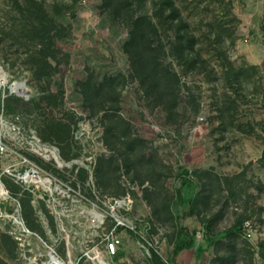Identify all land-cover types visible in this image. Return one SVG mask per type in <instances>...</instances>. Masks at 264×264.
<instances>
[{"label": "rangeland", "instance_id": "rangeland-1", "mask_svg": "<svg viewBox=\"0 0 264 264\" xmlns=\"http://www.w3.org/2000/svg\"><path fill=\"white\" fill-rule=\"evenodd\" d=\"M37 1L62 28L56 71L41 77L30 62L37 39L24 29V0H0V180L12 195L0 201V264L27 262L11 233L18 205L27 226L48 243L58 239L63 255L68 237L84 238L78 222H56L53 207L77 214L71 200L37 197L4 173L21 154L79 188L90 206L103 197L110 206L130 200L128 216L161 253L173 252L176 228L185 225L196 230L188 264H264V0H174L175 16L163 0ZM141 15L156 26L150 37L162 66L176 73L173 106L158 89L147 91L141 62L128 50L133 16ZM179 27L194 37L183 57L173 49ZM15 82L24 91H12ZM49 93L60 96L57 103ZM9 95L29 104L7 109ZM58 121L66 137L45 138ZM37 138L67 164L52 147L47 157L60 165L35 153ZM81 195L71 190L69 198ZM124 232L148 258L137 234Z\"/></svg>", "mask_w": 264, "mask_h": 264}, {"label": "built area", "instance_id": "built-area-1", "mask_svg": "<svg viewBox=\"0 0 264 264\" xmlns=\"http://www.w3.org/2000/svg\"><path fill=\"white\" fill-rule=\"evenodd\" d=\"M33 142L48 146L41 143L39 138ZM33 142L31 145L35 153L43 156L48 161L54 160L60 165L58 159L53 155L45 157L36 151L33 148ZM54 149L57 152V148L54 147ZM57 155L61 158L58 152ZM63 163L67 164L64 160ZM4 173L9 174L14 182L21 185L23 190H30L37 197L45 198L47 196L48 201H57L58 198H62L66 202L71 200L75 206L79 207L77 214L70 212L61 214L58 208L53 207L57 224H60L66 217V219H71L73 223L78 222L83 230V240H78L77 243H74L69 237L67 238L64 255L58 250V239H53V243H48L38 232L27 226L21 216L19 205L13 213L9 214L12 220L11 233L15 234L16 239L20 241L22 256L27 260L26 264H81L82 262L104 264L102 260H107V262L112 264L108 258L115 254L120 246L124 244V236L122 234L124 230L137 234L136 241L144 249L148 257L152 256L151 247L154 251L161 254L157 246H154L152 242L149 241V245H147V239L139 232L138 225L135 224L133 218L128 216L127 213L132 209L130 200L119 199L110 206L109 199L103 197L100 198L99 204L95 203L90 206L91 199L85 194L81 195L79 188L70 186L67 183L62 185L50 171L24 154H21L15 163L8 165ZM2 184L5 192L0 195V201L12 197L9 188L4 183ZM71 190L78 192L81 197L79 199L69 198ZM109 220L112 223L111 228L108 227ZM245 227L246 235L248 237L252 236V225L249 221L245 223ZM75 233L79 232L76 231ZM95 236H97V240H94ZM34 238H38L42 243H37V246H35ZM43 245L46 247L45 250H41ZM164 262V264H173L166 259H164Z\"/></svg>", "mask_w": 264, "mask_h": 264}, {"label": "trees", "instance_id": "trees-1", "mask_svg": "<svg viewBox=\"0 0 264 264\" xmlns=\"http://www.w3.org/2000/svg\"><path fill=\"white\" fill-rule=\"evenodd\" d=\"M127 4L130 0H126ZM141 1V0H140ZM18 2V1H17ZM19 7L22 13H25L28 18V23L24 24V29L31 36V39H37L36 43H33V51L30 55V62L35 66V73L38 76H47L56 71V66L53 64L52 59L57 62V51L54 38L59 35L61 27L58 22L51 17L44 6L40 4L37 0H24L23 3L19 2ZM170 6L172 14L179 11L174 0H163L160 7L163 9ZM172 16H175L172 15ZM135 30L128 40V50L134 60H139L141 62V70L145 74L143 79V84L147 85V91L151 92L154 89H158V96L166 98L173 106L175 102V91L178 85V79L176 73L172 70L163 67L162 62L156 53L158 47L154 46V41L150 37V32L155 30L156 26L154 22L148 18V16L141 15L134 17ZM190 35H187L185 27H179L177 29L176 43L173 44V49L178 51L183 57L185 51L188 47L193 49V39ZM147 77L150 78L148 81ZM49 99L53 103H57V99L60 96L56 93H49ZM165 96V97H164ZM29 102L24 101L20 97L9 95L4 99V106L10 110L24 109L27 107ZM52 131L46 136L56 135L60 137H66L65 133L69 132L66 128L62 126V122H52ZM43 133V132H42ZM63 137V138H64ZM39 150L42 149V145L39 143L34 144ZM185 175L187 171H184ZM179 196V194H178ZM209 227V224H206ZM243 226V222H238L233 231H240ZM196 230L190 231L185 225L178 226L174 235V252L178 253L181 249L185 247H190L194 244V235ZM184 235V236H183ZM206 237H209V233H205Z\"/></svg>", "mask_w": 264, "mask_h": 264}, {"label": "crops", "instance_id": "crops-1", "mask_svg": "<svg viewBox=\"0 0 264 264\" xmlns=\"http://www.w3.org/2000/svg\"><path fill=\"white\" fill-rule=\"evenodd\" d=\"M124 236V244L120 246L119 250L111 255L108 260L112 264H164L165 262H160L156 259V257H148L142 258V249H140L137 244H135L133 238L130 237V234L122 231ZM194 249V246L185 247L181 249L178 253H175L174 250L172 253H168L167 255L163 252L161 253L162 259H166L173 264H188L184 261L185 257L190 254V252ZM106 264H110L106 261ZM195 264V261L192 262Z\"/></svg>", "mask_w": 264, "mask_h": 264}, {"label": "bare ground", "instance_id": "bare-ground-1", "mask_svg": "<svg viewBox=\"0 0 264 264\" xmlns=\"http://www.w3.org/2000/svg\"><path fill=\"white\" fill-rule=\"evenodd\" d=\"M6 81V76L3 72H0V84H4ZM11 90L12 91H15V92H19V91H24V84H22L21 82H15L12 87H11ZM34 143V142H33ZM38 143V142H37ZM35 144V143H34ZM33 144V145H34ZM40 144V143H39ZM42 149L39 150V152L41 154H44L46 157L49 155L48 151L45 149V147H48V146H44L42 145ZM52 149L55 151L54 147H52ZM55 153L57 154V152L55 151ZM63 161V160H62ZM5 192L4 190V186L3 184L0 182V195L3 194ZM104 262H106V260H102Z\"/></svg>", "mask_w": 264, "mask_h": 264}]
</instances>
